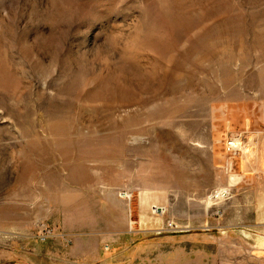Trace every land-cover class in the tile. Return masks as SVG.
I'll list each match as a JSON object with an SVG mask.
<instances>
[{"label":"rangeland","instance_id":"rangeland-1","mask_svg":"<svg viewBox=\"0 0 264 264\" xmlns=\"http://www.w3.org/2000/svg\"><path fill=\"white\" fill-rule=\"evenodd\" d=\"M106 263L264 264V0H0V264Z\"/></svg>","mask_w":264,"mask_h":264},{"label":"built area","instance_id":"built-area-1","mask_svg":"<svg viewBox=\"0 0 264 264\" xmlns=\"http://www.w3.org/2000/svg\"><path fill=\"white\" fill-rule=\"evenodd\" d=\"M231 192L228 189L215 190L209 195L210 202H222L230 198ZM152 213L158 216H161L165 213V209L159 207H153ZM167 230L177 232L181 229V226H178L174 223L169 222L165 227Z\"/></svg>","mask_w":264,"mask_h":264},{"label":"bare ground","instance_id":"bare-ground-1","mask_svg":"<svg viewBox=\"0 0 264 264\" xmlns=\"http://www.w3.org/2000/svg\"><path fill=\"white\" fill-rule=\"evenodd\" d=\"M124 194H125V193H124ZM127 197H128V198H131V195H130L129 193H127Z\"/></svg>","mask_w":264,"mask_h":264},{"label":"crops","instance_id":"crops-1","mask_svg":"<svg viewBox=\"0 0 264 264\" xmlns=\"http://www.w3.org/2000/svg\"><path fill=\"white\" fill-rule=\"evenodd\" d=\"M106 264H113V263H106Z\"/></svg>","mask_w":264,"mask_h":264}]
</instances>
